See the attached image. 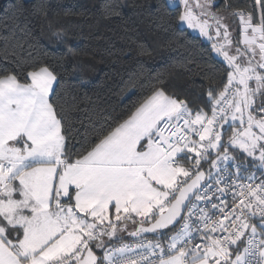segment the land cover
Segmentation results:
<instances>
[{
    "label": "snow or ice",
    "instance_id": "6c2138e0",
    "mask_svg": "<svg viewBox=\"0 0 264 264\" xmlns=\"http://www.w3.org/2000/svg\"><path fill=\"white\" fill-rule=\"evenodd\" d=\"M171 4L156 0L148 7L163 21L175 11ZM257 4L258 23L252 13L233 12L240 20L238 43L245 45L237 43L233 54L228 25L212 11L215 0H196L195 6L179 0V21L213 41L223 57V87L210 85L203 107L193 109L154 84L127 119L98 132L75 160L62 132L64 117L52 102L59 84L55 71L35 65L24 82L0 75V264H264V178L255 183L253 173L241 183L242 165L229 154V145L239 148L253 167L258 161L264 168V0ZM257 47L259 60L253 62ZM229 120L233 131L224 142L219 129ZM208 161L206 173L202 164ZM257 216L259 226L252 222ZM129 221L138 226L129 231ZM177 224L179 230L164 240L167 234L158 230ZM118 231L140 239L108 248L102 237ZM193 231L202 243H195ZM144 233L157 238L145 241ZM93 242L104 251L102 261ZM134 247L142 249L139 255L125 256Z\"/></svg>",
    "mask_w": 264,
    "mask_h": 264
},
{
    "label": "trees",
    "instance_id": "16d2710c",
    "mask_svg": "<svg viewBox=\"0 0 264 264\" xmlns=\"http://www.w3.org/2000/svg\"><path fill=\"white\" fill-rule=\"evenodd\" d=\"M155 2L0 0V75L15 74L24 82L27 71L35 65L55 71L59 84L54 85L52 102L64 117L62 132L73 160L98 132L127 119L154 84L169 95L186 99L195 109L203 107L210 85L223 87L221 80L226 82L227 65L214 55L212 43L181 24L179 7H170L175 9L171 18L161 21L154 8L148 7ZM215 3V12H225L231 18L228 22L235 28L236 43L241 37L240 22L233 12L242 10L245 15L252 13L257 23L260 20L257 0ZM57 33H62V38L58 39ZM259 99L257 95L254 106ZM207 114L211 115L210 109ZM221 131L226 142L232 127ZM229 149L237 161L253 164L239 149ZM209 167L210 161L203 162L204 171ZM137 226L127 223L129 231ZM102 239L107 247L130 240L128 231ZM95 243L93 250L99 257L103 250L96 249Z\"/></svg>",
    "mask_w": 264,
    "mask_h": 264
},
{
    "label": "built area",
    "instance_id": "2783aa9c",
    "mask_svg": "<svg viewBox=\"0 0 264 264\" xmlns=\"http://www.w3.org/2000/svg\"><path fill=\"white\" fill-rule=\"evenodd\" d=\"M236 162L242 165L241 171H240V176L242 177V179L240 181L241 183H243L245 185L247 183H249L248 177L251 176L253 173H255V177H256V179L254 181L255 183H260L261 179L264 178V168H260L258 166L253 167L252 164L241 162V161H236ZM224 166L225 165L222 163L221 164V169H223ZM227 168H228V173H230L232 177H235L237 175L236 169L234 167H232L231 161L227 162ZM208 171H205V172L207 173ZM212 171H213L214 174H217L215 169H213ZM219 174L223 175L224 173L221 172ZM228 183H231V180H228ZM231 199H232V193L229 192L228 193V202H229V204L231 203ZM192 203L193 204H197L200 207L203 206V202L202 201H196L194 197L192 198ZM195 211H198V208L195 209ZM212 211L213 210L209 206V214H211ZM213 219H215V217H213ZM252 222L259 226V223H260L259 217L257 216L256 218H253ZM127 223H131V222L129 221ZM179 227H180V225L177 224L176 227L174 228L175 230L173 231V233L167 234L164 237V240H167L168 237L174 235L176 233V231L179 230ZM247 231H248V234L250 235L251 234L250 233V229L247 230ZM258 232H259V227H258ZM212 235L216 236V235H221V234L220 233H212ZM191 236L194 238L195 243H202L200 236L195 231H193L191 233ZM143 238L145 239V241H147V240H153L154 241L157 237H156V234H153L152 236L143 237ZM259 238L260 237L257 236V239H259ZM139 239L140 238L134 239V240L130 239V240H125V241H120V242H117V243H114V244L108 246V248L120 247V246L125 245V244H127V245H135L136 243H138ZM244 239H246V237L242 238V240H244ZM179 246L180 245H178V247ZM164 247H165V249H167V244L166 243L164 244ZM242 247H243V245H242ZM242 247H241V251H242ZM234 249H235V246H233V250ZM141 251H142V249L134 247L133 251L132 252H126L125 256H138ZM103 255H104V251H102L101 255L99 256L101 261H102ZM150 259H154V260L158 259V255L154 256V257H150ZM233 259H234V256H233ZM249 259H251V257H249ZM257 259H258V257H257Z\"/></svg>",
    "mask_w": 264,
    "mask_h": 264
},
{
    "label": "rangeland",
    "instance_id": "374dc122",
    "mask_svg": "<svg viewBox=\"0 0 264 264\" xmlns=\"http://www.w3.org/2000/svg\"><path fill=\"white\" fill-rule=\"evenodd\" d=\"M178 2H179V0H172V4L170 5V7H177V5H178ZM195 2H196V0H192V3H193V6H195ZM179 8H180V10L181 11H183V7L182 6H179ZM212 11L213 12H215L214 11V9H212ZM217 15H219V16H222L223 17V20H222V22L223 23H225V24H227L228 25V31H229V33L231 34V37H232V40H233V45L230 47V52L231 53H233V54H235V51H236V46H237V43L235 42V28H231V26H230V24H229V22L228 21H230V23H231V18L229 17V16H227V13H225V12H215ZM210 23H214L213 21H211L210 20ZM190 33H192V34H194V35H196V36H199L202 40H204L205 42H211V43H213V41H210L207 37H204V36H201L200 34H199V31L198 30H194V29H189L188 27H187V25L186 24H183V23H181ZM212 31V35H213V37H214V39H220L221 41H222V37H220V38H216L215 37V30L214 29H212L211 30ZM221 32H223V29H221ZM251 33H250V30H249V35H250ZM257 43H259V41L257 42ZM244 44H242V43H240L239 44V47H243L244 48ZM213 49V48H212ZM257 49H258V51H257ZM213 53H214V55L217 57V58H220L222 61H224L223 60V57L222 56H219V55H217V53L213 50ZM248 57L249 58H252V53H248ZM244 58L243 57H241V60H243ZM257 60H259V48L257 47L256 48V55H255V57H254V60H253V62H255V61H257ZM260 71H264V70H260ZM250 83H252V86L254 87L255 86V84H254V82H250ZM258 101V100H257ZM254 104H255V100H254ZM249 111H250V109H249ZM256 115H260V113H256ZM247 118L245 117V120H246ZM232 121L231 120H229L228 121V123L227 124H225L224 125V127L223 128H225V127H227V126H231L232 125ZM236 123V125H237V127H239V121H236L235 122ZM245 127H246V124H245ZM220 131H221V129H219ZM223 131V130H222ZM221 131V132H222ZM232 131H233V129H232ZM254 131H257L258 132V129H254ZM231 135H232V133H231ZM230 135V136H231ZM229 139V138H228ZM228 139L226 140V142L228 141ZM229 146H231V145H229ZM237 149H239V148H237ZM240 150V149H239ZM241 151V150H240ZM242 152V151H241ZM257 155H258V153H257ZM256 166H258L259 167V163L256 165ZM131 231V230H130Z\"/></svg>",
    "mask_w": 264,
    "mask_h": 264
},
{
    "label": "water",
    "instance_id": "95a60500",
    "mask_svg": "<svg viewBox=\"0 0 264 264\" xmlns=\"http://www.w3.org/2000/svg\"><path fill=\"white\" fill-rule=\"evenodd\" d=\"M239 22H240V20H239ZM240 41H242V36L240 37ZM243 44V43H242ZM166 230H168V229H164V230H158V231H166ZM154 233H144V234H142V237H148V236H152ZM129 238L130 239H138V237H133V236H130L129 235Z\"/></svg>",
    "mask_w": 264,
    "mask_h": 264
},
{
    "label": "crops",
    "instance_id": "0c3cea01",
    "mask_svg": "<svg viewBox=\"0 0 264 264\" xmlns=\"http://www.w3.org/2000/svg\"><path fill=\"white\" fill-rule=\"evenodd\" d=\"M22 146V145H21Z\"/></svg>",
    "mask_w": 264,
    "mask_h": 264
}]
</instances>
